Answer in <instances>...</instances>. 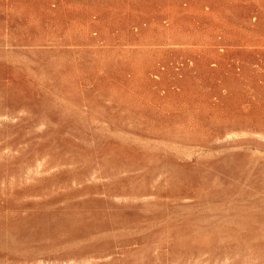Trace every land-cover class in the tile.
Returning a JSON list of instances; mask_svg holds the SVG:
<instances>
[{
	"label": "rangeland",
	"instance_id": "1",
	"mask_svg": "<svg viewBox=\"0 0 264 264\" xmlns=\"http://www.w3.org/2000/svg\"><path fill=\"white\" fill-rule=\"evenodd\" d=\"M0 264H264V0H0Z\"/></svg>",
	"mask_w": 264,
	"mask_h": 264
}]
</instances>
